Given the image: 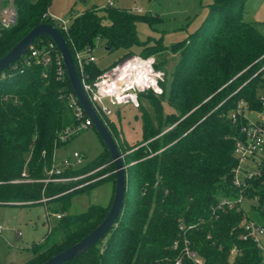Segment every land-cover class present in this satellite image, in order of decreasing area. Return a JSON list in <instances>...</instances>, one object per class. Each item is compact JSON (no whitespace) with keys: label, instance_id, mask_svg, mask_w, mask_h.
I'll return each instance as SVG.
<instances>
[{"label":"trees","instance_id":"1","mask_svg":"<svg viewBox=\"0 0 264 264\" xmlns=\"http://www.w3.org/2000/svg\"><path fill=\"white\" fill-rule=\"evenodd\" d=\"M13 2L17 17L11 27L0 28V57L33 26L55 25L49 15V0ZM245 2L212 0L200 25L171 46L180 49L167 96L166 81L161 83V93L139 95V102L143 94L155 95L147 97L153 115L142 114L141 141L130 146L117 129H111L126 164L123 209L104 238L63 264H174L178 252L171 246L182 235L204 264H264V255L256 245L239 238L243 210L212 214V206L221 198L239 193L232 185L231 173L236 165L235 138L241 137L240 129L248 121L244 108L259 110L263 91L264 31L243 20ZM150 17L115 5H93L75 14L67 30H59L71 49L79 77L76 50L92 52L99 39L106 51L124 49L122 60L135 54L134 46L149 43L138 40L136 23ZM48 42L51 40L40 36L33 45ZM22 60L0 72V204H43L48 209L49 204L57 203L56 214L61 217L49 224L42 241L31 244L32 256L23 263L41 264L103 220L111 202L105 206L91 203L80 213H68L74 195L70 190L98 177L82 176L100 167H104L100 173H110L107 180L115 184V168L104 148L86 166L62 168L61 177L80 179L42 181L45 170L55 166V149L69 140H60L62 130L77 123L69 107L73 90L66 72L57 79L52 65L47 68L48 77L43 78L42 65H26ZM104 70L94 62L84 66L88 80ZM163 100L173 108L172 113L164 115ZM240 103L244 105L233 120L230 115ZM249 182L243 193L247 198L258 196L249 216L264 226V159L259 175ZM99 184L81 186L78 193L89 194ZM43 198L49 199L41 201ZM181 224L184 230H180ZM233 247L237 252L230 259ZM181 261L191 264L185 258Z\"/></svg>","mask_w":264,"mask_h":264},{"label":"rangeland","instance_id":"2","mask_svg":"<svg viewBox=\"0 0 264 264\" xmlns=\"http://www.w3.org/2000/svg\"><path fill=\"white\" fill-rule=\"evenodd\" d=\"M13 1V0H10ZM108 0H49V12L57 17L70 20L75 14L81 13L90 6L102 7ZM115 7L134 10L140 9L137 14H148V20H140L136 23V35L138 40H149L147 46H134L133 53L153 55L158 62L159 68L163 69L165 75V96L170 75L173 73L179 58L180 48H171L173 44L183 41L189 36L205 19L209 11V4L212 0H113ZM2 0H0V3ZM72 12H71V11ZM243 20L260 26L264 31V0H246ZM154 47V44H157ZM95 57L94 65L99 70L108 68L118 62L124 49L106 51L102 40H96L92 50ZM145 96V97H143ZM140 97L138 107L132 105H120L111 107V114L105 123L109 130H118L125 142L132 146L142 140L144 111L151 116L152 108L148 98L154 97L152 93L143 94ZM148 97V98H147ZM164 115L172 113L173 108L166 100L162 101ZM244 116L248 121L257 118V112L244 108ZM68 115H66V118ZM104 150V146L96 133L90 126L81 130L67 142L60 145L54 151L55 164H60L65 158L73 161L72 155L78 152L84 156L80 165L74 166L76 170L93 162ZM104 167L94 172H88L85 176L98 177L91 179L88 183L74 187L70 194H74L71 199V206L68 213H80L91 203L108 205L113 196L114 184L107 179L110 173H100ZM100 173V174H99ZM80 179V178H78ZM77 179H72L75 181ZM100 184L89 194L78 193L79 188L92 183ZM252 201H247L248 208ZM57 203H51L46 209L43 204L35 205H4L0 204V225L3 231L0 234V264H23L31 258L30 246L34 242L42 241L49 224L57 223L56 209ZM249 213V212H248Z\"/></svg>","mask_w":264,"mask_h":264},{"label":"built area","instance_id":"3","mask_svg":"<svg viewBox=\"0 0 264 264\" xmlns=\"http://www.w3.org/2000/svg\"><path fill=\"white\" fill-rule=\"evenodd\" d=\"M104 5L113 6L114 2L109 0ZM134 11L140 12V9L134 8ZM50 16L57 28L67 30L70 20L54 15ZM16 17L17 12L14 2L2 0L0 3V28L11 27L15 23ZM28 51L27 54L22 56L23 60L21 62L23 64L28 65L34 62L42 65L44 67L42 71L43 78L48 77L47 68L53 65L56 78L62 79L64 77L65 69L60 53L52 42H48V44L42 46L32 44ZM75 59L82 75V78H80L82 86L93 108L104 122L105 118L111 114V107L120 105L138 107L139 95L141 93L152 91L159 94L163 90L161 83L165 81L166 73L157 66V59L153 55L142 56L133 54L127 56L97 75L94 80H88L89 75L84 72V66L95 61L92 53L76 50ZM259 101L260 109L256 111L257 118L254 121H247L246 124L242 125L240 129L241 137L235 138L233 155L236 159V165L231 169V173L232 185L238 189L239 193L232 198H221L216 205L212 206V214L216 215L218 210H243L242 219L238 224L242 229L239 238L252 241L264 255V226L250 218L248 213L252 205L256 206L258 204V196L255 195L252 198H247L243 193L250 187L249 181L259 175L264 159V84L263 91L259 95ZM243 105V103L238 104L237 111L231 113L230 116L233 120L236 119V114H239L240 108ZM69 107L73 111L77 123L67 126L62 130L59 137L61 141H66L81 130L92 126L91 121L85 116L74 94L69 95ZM72 158L73 161L70 158H65L60 164H55L52 168L46 169L44 172L45 177L42 181L64 182L79 178L60 176L62 168H73L76 165H80L84 156L78 152H74ZM47 199L49 198H43L41 201H46ZM249 200L253 204H250L247 208L246 204ZM60 217L61 214H56L57 219ZM191 226H188V228ZM184 227L181 224L180 230H184ZM3 229V226L0 225V234ZM171 248L178 252L174 264H181L182 258L189 260L191 264H204L203 258L191 248L189 239L184 235L180 239H175ZM236 252L237 249L233 247L230 252V259L233 258Z\"/></svg>","mask_w":264,"mask_h":264},{"label":"water","instance_id":"4","mask_svg":"<svg viewBox=\"0 0 264 264\" xmlns=\"http://www.w3.org/2000/svg\"><path fill=\"white\" fill-rule=\"evenodd\" d=\"M46 36L55 45L60 53L62 64L67 74L69 83L77 102L92 123V127L98 134L104 148L109 153L115 168V184L111 203L103 220L79 241L68 248L52 255L41 264H63L66 261L77 258L98 240L104 238L116 225V221L123 209L126 192V164L123 160L118 144L107 127L104 120L93 108L82 86L78 75L74 58L63 34L55 25L39 23L33 26L11 49L0 57V72L20 59L32 46L35 39ZM15 206H24L26 203H12Z\"/></svg>","mask_w":264,"mask_h":264},{"label":"crops","instance_id":"5","mask_svg":"<svg viewBox=\"0 0 264 264\" xmlns=\"http://www.w3.org/2000/svg\"><path fill=\"white\" fill-rule=\"evenodd\" d=\"M108 1H109V0H108ZM108 1H106V3H107ZM112 1H113V0H112ZM113 2H114V1H113ZM106 3H104V4H106ZM114 5H115V2H114ZM49 14L52 15L50 12H49Z\"/></svg>","mask_w":264,"mask_h":264}]
</instances>
